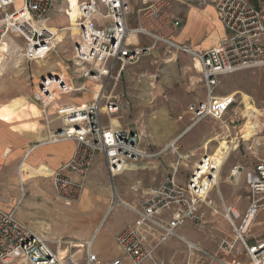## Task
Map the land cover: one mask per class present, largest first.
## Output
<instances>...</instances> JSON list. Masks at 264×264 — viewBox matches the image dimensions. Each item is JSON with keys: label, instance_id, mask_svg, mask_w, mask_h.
<instances>
[{"label": "built area", "instance_id": "2783aa9c", "mask_svg": "<svg viewBox=\"0 0 264 264\" xmlns=\"http://www.w3.org/2000/svg\"><path fill=\"white\" fill-rule=\"evenodd\" d=\"M182 1L199 6L213 5L225 30L224 37L217 44L206 50H197L173 41L171 36L179 28L180 20L170 12L171 0H78L79 30L72 59L79 67L78 78L99 82L101 88L80 110L67 113L69 104L56 109L59 124L53 128L47 142L72 141L74 144L70 156L48 174L54 194L64 204L80 199L97 155H101L111 180L127 167L137 166L140 161L154 156L141 146L139 132L128 126L112 124L111 118H117L121 104L116 96L106 94L105 88L110 80L117 82L124 69L134 64L142 53L153 49L158 41L169 49L189 55L199 64L206 95L188 105L191 125L207 118L220 120L234 106L235 94H213L221 76L264 67V20L257 5L249 0ZM54 2L0 0V41L9 36L23 37V58L43 61L55 49V43L53 33L39 22L52 9ZM136 2L140 4L136 8L140 22L130 28L128 16L132 3ZM130 33L151 38V44L141 46L128 41ZM68 84L59 73L48 71L36 83L34 99L45 109L50 101L67 93ZM75 88L76 92L86 90L85 83ZM174 152L176 160L172 172L150 188L134 207L128 208L134 217L114 237L120 256L100 261L87 246L84 264L154 261L155 248L168 238L178 236L177 230L187 221L200 220L203 203L208 205L211 214L221 215L228 222L235 236L222 238L213 252L186 242L184 264H205V260L217 264H264V238L249 244L248 229L244 230L249 219L264 211V161L258 159L247 169L239 165L231 167L229 179L233 182L242 179L247 189L248 205L243 214H237V209L231 204H223L221 198L220 205L207 200L209 193L216 188L221 172L209 153H202L192 164L186 179L180 181L177 173L187 165L192 153L181 152L178 147ZM20 185L23 196V184ZM63 246L69 251L65 250L60 256L59 250ZM72 247L74 245L68 241H49L17 219L14 210L0 208V264H79L70 252ZM195 254L202 255L196 262L193 260Z\"/></svg>", "mask_w": 264, "mask_h": 264}, {"label": "rangeland", "instance_id": "374dc122", "mask_svg": "<svg viewBox=\"0 0 264 264\" xmlns=\"http://www.w3.org/2000/svg\"><path fill=\"white\" fill-rule=\"evenodd\" d=\"M77 1L55 0L52 9L39 24L46 28L53 26L61 29L66 25L64 12H69L73 23H77L79 17ZM178 2L179 0H171L170 11L175 17H178L177 13L181 15L185 8ZM139 5V2L132 3V11L129 14L131 20L137 17L139 19L136 11ZM258 5L261 7L260 0ZM64 33L61 32L62 38L56 41L54 38L55 49L41 62L27 61L23 58L25 45L23 37L7 38L8 51L1 57L0 64L1 209L14 210L17 219L51 242L58 240L71 242L72 245L76 243L70 252L79 264L85 262L86 242L90 240L91 251L98 255L100 261H106L111 246L119 253L111 259L118 257L121 252L116 246L114 236L120 230L118 222L121 221L122 214H129L133 219L134 214L128 208L134 207L139 199L146 196L150 188L157 186L172 172V164L176 160L174 152L176 147L181 152L192 153L187 165L180 168L177 173L180 181L186 179L198 157L207 152L211 159L221 164L220 178L217 182L219 184L209 193L207 200L220 203L221 198L235 208L241 201L246 204L247 189L242 179L231 182L228 175L233 165L247 169L258 159L264 161V67L221 76L213 94L217 96L235 94L234 106L220 120L207 118L190 126L192 120L187 111L188 105L196 99H204L206 95L199 64L189 55L169 49L160 41L153 49L142 53L134 64L127 66L117 82L110 80L105 88L106 94L116 96L121 104L117 114L118 121L114 122L139 132L141 146L154 156L140 161L137 166H129V169L116 175L113 180L110 179L102 160L96 156L91 169V176L96 185L92 193L102 197L108 191L110 199L112 201L116 199L112 203V211L104 216L102 213H95L100 208L101 199L95 198L92 208L84 209L82 201L86 190L78 201L69 205L59 200L51 187L48 176L50 169L44 164H37L39 161L37 156L42 148L38 149L39 151L35 149L32 155L26 156L27 158L25 154L36 142L50 136L53 128L59 124L56 109H59L60 105L70 103L72 108H75L92 100L93 81L78 78L79 67L72 59L77 33L69 31ZM129 40L136 42V36L133 34ZM150 42L151 38L146 37L141 40V46H148ZM48 71L63 72L65 79L72 86L85 83L86 90L62 95L60 100L54 101L44 109L42 104L35 101L34 90L40 77ZM143 80H152L155 83L153 97L145 95L146 85ZM11 130L16 132L15 135L11 134ZM18 136L26 139L29 144L22 147L14 143ZM214 137L216 140H211ZM207 139L212 143L203 148L202 145L208 141ZM19 168L27 180L23 184L22 197ZM87 182L88 178L86 185ZM118 198L129 204L124 205ZM262 213L264 214L263 211L261 215ZM199 217L200 220L194 225L196 230L192 223L186 222L178 229V233L189 239H194L193 237L201 233L204 238L218 242L222 238H234L235 232L229 226H225L226 231L219 228L218 220L205 203L200 207ZM261 220L263 217L260 219L258 215L252 219L246 237L264 238L261 222L262 230H254L258 225L257 221ZM184 239L179 236L170 237L155 248L154 261L146 260L141 264H184L188 242L186 238ZM191 242L194 244L196 241ZM98 244L103 246L100 253L97 251ZM67 249L69 251V248L64 246L60 249L61 256Z\"/></svg>", "mask_w": 264, "mask_h": 264}, {"label": "crops", "instance_id": "0c3cea01", "mask_svg": "<svg viewBox=\"0 0 264 264\" xmlns=\"http://www.w3.org/2000/svg\"><path fill=\"white\" fill-rule=\"evenodd\" d=\"M260 1H261L262 9H261L260 5H257V6L261 9L262 17L264 20V14H263L264 1L263 0H260ZM178 3L183 4L185 6V8H184V11L182 12L181 15L177 13V15H178L177 18L180 20V26L176 31L177 33L175 32L171 36V39L173 41H175L179 44H187L188 46H190L194 49H197V50H206V49H209L210 47H212L213 45L217 44L219 42V40H221L224 37L225 30H224L221 22L219 21V18L215 12L213 5L207 3L204 6H199V5H196L194 3L183 2L182 0H179ZM129 16H128V27L134 28L137 25H139L140 18L138 19V17H137V19L135 18V20H131L129 18ZM142 39L144 40V39H146V37L136 36V42L133 40H131V41H132V43H140L141 44ZM65 104H69L68 106H71L70 103H65ZM11 131H12V133L11 132L10 133L15 135L16 132H13V130H11ZM18 137H19L18 139L14 140V143H17L18 145H21L22 147H25L26 145L29 144L28 141H26V139H24L23 137H22L23 139L21 138V136H18ZM47 139H48V137H47ZM32 147H34V150L35 149L38 150V149L42 148V150H40V151L38 150L39 155L37 156V158L39 161L37 164L38 165L39 164L46 165L50 169L49 170V172H50V171L58 168V166L70 156L72 149L74 147V144L72 141H60V142H47V141L41 142V141H38L35 143L34 146L32 145ZM32 153L30 155H32ZM29 156H27V157H29ZM25 157H26V154H25ZM97 157H99L102 160L101 155H97ZM102 162H103V160H102ZM93 166H94V164H93ZM91 175H92V170L89 172V174L87 176L88 182H87V185L85 186L86 194H85V197H83L84 199L82 201L83 202L82 204L84 206V209H88V208L90 209L93 206V201L95 200V198H97V200L101 199L100 208L95 213H97V212L102 213L104 216L105 214H108L109 211H112L111 208H112L113 201H112V199H110V194L106 189H105L107 191L106 195H104L102 197L101 196L99 197L98 195L92 193V190L95 188L96 185H95V181L93 180V177ZM23 178H25V177H23ZM182 181H184V180H182ZM1 182L2 181H0V183ZM26 182H27V180L24 179V183H22V184H25ZM1 184H0V186H1ZM218 184H217V186H218ZM21 196H22V193L20 194V197ZM222 203L226 204V202L223 201V199H222ZM127 204H129V203H127ZM218 205H220V203H218ZM247 205H248V198H247L245 205H244L243 201H241L237 205L236 209H237L238 214H239V212H240V214H243ZM201 212H205V211L201 210ZM119 213H122V212H119ZM260 215H261V212L258 214V218L261 219L263 217V220L257 221L258 225L255 226V229H254L255 231L262 230V228H260V222L263 224L264 214L262 213V215L261 216ZM213 216L215 217L216 220H218L219 228H221L222 231H226L225 226H229L227 221L220 216H217V215H213ZM121 217H122L121 221L118 220L119 221L118 222L119 223L118 228H120V229L122 227H124L127 223L132 221V217L129 214L124 213V214H122ZM222 219H224L226 222H224V220H222ZM96 220L97 219L95 218V221ZM188 222L192 223L193 227L195 229L194 225L196 222L187 221V223ZM249 226H250V224L248 225V228H249ZM263 229H264V226H263ZM198 233H200V232H198ZM177 234L179 237H182L183 239L186 238L187 239L186 241H188V242H191L192 240L196 241L195 242L196 245L198 247L206 250L207 252H213L216 249L217 244H218V241H216V240H211V238H209V239L204 238L203 234H201V233L198 234L197 236L193 237L194 239H189L185 235L178 233V230H177ZM213 236H215V234H213ZM255 240H257V238H249L247 236V241L249 244H252ZM102 247L103 246L101 244L97 245V251L99 253L102 251ZM114 255H119V253H118V250H116V248L111 246L109 256L106 257L105 259L106 260L111 259V257ZM201 256H202L201 254H195V256L193 258L194 261L196 262L198 257H201ZM203 262L206 264H213L214 263V262H209L208 260H205Z\"/></svg>", "mask_w": 264, "mask_h": 264}, {"label": "bare ground", "instance_id": "6f19581e", "mask_svg": "<svg viewBox=\"0 0 264 264\" xmlns=\"http://www.w3.org/2000/svg\"><path fill=\"white\" fill-rule=\"evenodd\" d=\"M78 2V1H77ZM77 13H78V15H80V12H79V6H78V4H77ZM64 16H65V19H66V25L65 26H63L61 29L59 28H56V27H53V26H50V27H48V29L50 30V32H52L53 33V35L55 36L54 38H55V41L57 40V39H60V38H62V36H61V32L62 33H64V32H66V31H69V32H75V33H78V30H79V28H78V26H77V23H73V21H72V17H71V15H70V13L69 12H64ZM60 20V19H59ZM63 21V20H62ZM63 22H65V21H63ZM44 26V25H43ZM46 27V26H45ZM60 32V33H59ZM65 34V33H64ZM133 35V33H130L129 35H128V38H127V40L128 41H130L129 40V38L131 37ZM135 35V34H134ZM136 36V35H135ZM55 41H54V43H55ZM130 42H132V41H130ZM7 51H8V39L7 38H4V39H2L1 41H0V64H1V57L3 56V54L4 53H7ZM4 59V58H3ZM39 62H41V60L39 61ZM42 66V65H41ZM165 74H166V72H165ZM59 75L60 76H62V78H65V75H64V73L63 72H60L59 73ZM143 83H145V85H146V89H145V95H147V96H150V98L151 97H153L154 96V88H155V83L151 80V81H146V80H143ZM92 84H93V89H92V98L97 94V92L100 90V84H99V82H92ZM54 87H55V85H54ZM53 88V87H52ZM58 88V87H57ZM67 89H68V91H67V93L65 94V95H67V94H69V93H72V92H76V88H75V86H72L71 84H68V86H67ZM62 97V96H61ZM61 98L60 97H57V99H55V100H52V101H50V103L48 104V105H50L51 103H53L54 101H56V100H60ZM62 105H60L59 106V109H61L60 107H61ZM84 105H80L79 107H75V108H72V106H67V109H66V111H67V113H70L72 110L73 111H76V110H80L82 107H83ZM58 113H61V112H58ZM114 120H116V121H118V119L116 118V117H113V118H111V121H112V124H114V125H119L117 122L115 123L114 122ZM191 126H193V125H191ZM190 127V126H189ZM225 127V126H224ZM217 135V134H216ZM220 135V134H219ZM48 138H49V136H47ZM47 137H46V139H47ZM225 137V136H224ZM46 139H41V141H43V140H46ZM208 140V139H207ZM211 140H216V137H214L213 139H211ZM211 140H208V141H206V142H204L203 143V145H202V147L203 148H207V146L210 144V142H211ZM219 140H224L223 138H219ZM218 140V141H219ZM209 143V144H208ZM212 143V142H211ZM33 150H34V147H30L28 150H27V152H26V156H29L32 152H33ZM225 154V152L223 153V155ZM213 160V159H212ZM215 162V161H214ZM217 163V162H216ZM218 164V163H217ZM139 165V164H138ZM219 166H220V168H221V164H218ZM127 169H129V167H127L126 168V170ZM18 176H19V181L21 182V183H24V178H23V173H22V169L21 168H19L18 169ZM228 179H229V176H228ZM231 182H233L234 180L233 179H229ZM114 200H116V199H114ZM118 201H120L121 203H123L124 205L125 204H127V203H125L124 201H122L121 199H119L118 198ZM237 214H238V212H237ZM251 220L252 219H249L247 222H246V227L244 228V230H245V232H246V230H247V228H248V225L251 223ZM189 243H192V242H189ZM74 244V243H73ZM91 240L90 241H87L86 242V245L87 246H91ZM76 246V243L74 244V247ZM68 250V249H67ZM61 252H62V250H59V255L61 256Z\"/></svg>", "mask_w": 264, "mask_h": 264}, {"label": "trees", "instance_id": "16d2710c", "mask_svg": "<svg viewBox=\"0 0 264 264\" xmlns=\"http://www.w3.org/2000/svg\"><path fill=\"white\" fill-rule=\"evenodd\" d=\"M250 2H252L255 5H258V0H249ZM264 1V0H263Z\"/></svg>", "mask_w": 264, "mask_h": 264}, {"label": "water", "instance_id": "95a60500", "mask_svg": "<svg viewBox=\"0 0 264 264\" xmlns=\"http://www.w3.org/2000/svg\"><path fill=\"white\" fill-rule=\"evenodd\" d=\"M49 75H51L50 73H49ZM76 126H78V125H76ZM59 129V128H58Z\"/></svg>", "mask_w": 264, "mask_h": 264}]
</instances>
